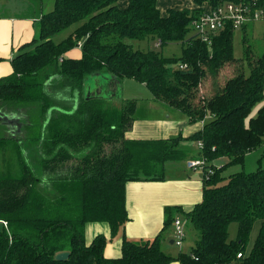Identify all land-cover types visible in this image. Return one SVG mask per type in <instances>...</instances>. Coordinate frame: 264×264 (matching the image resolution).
Returning <instances> with one entry per match:
<instances>
[{
	"label": "trees",
	"instance_id": "trees-1",
	"mask_svg": "<svg viewBox=\"0 0 264 264\" xmlns=\"http://www.w3.org/2000/svg\"><path fill=\"white\" fill-rule=\"evenodd\" d=\"M118 1L56 0L42 13L39 37L22 46L12 73L0 78V110L23 126L18 135L8 125L0 130L5 164L0 170V264H264V166L223 174L232 165H244L246 155L264 145V106L246 123L264 96V50L258 53L247 43L249 24L241 30L242 58L234 55L237 31L231 24L213 35L212 44L190 27L208 9L238 0H192L193 8H169L166 14L159 0H129L126 7ZM256 2L264 8V0ZM76 23L67 37L54 40ZM148 36L161 46L181 42V55L137 49L126 41ZM80 41L82 56H68ZM231 62L242 66L221 80ZM177 63L188 67L174 68ZM97 74L144 83L156 101L190 122L204 121L203 128L187 137L131 138L137 100L121 106L102 98L86 100V81ZM59 94H80V103L75 109L71 98L58 99ZM182 141L202 144V200L190 211L167 206L162 230L152 239L124 236L119 257L104 255L109 238L103 233L87 243L90 222L108 223L111 238L119 233L130 219L127 183L165 180L166 162L189 155ZM218 158L226 159L219 167L213 163ZM176 214L192 222L200 237L189 252L171 255L163 246ZM256 220H261L260 230L245 254ZM234 221L238 237L229 239ZM65 251L67 259L56 258Z\"/></svg>",
	"mask_w": 264,
	"mask_h": 264
},
{
	"label": "crops",
	"instance_id": "crops-1",
	"mask_svg": "<svg viewBox=\"0 0 264 264\" xmlns=\"http://www.w3.org/2000/svg\"><path fill=\"white\" fill-rule=\"evenodd\" d=\"M55 1L56 0H26L22 5L27 7L31 5H34L35 7L37 6L41 13H38L35 18L39 21L43 13L42 8L44 5H55ZM128 3L129 0L118 1L120 7H126ZM194 6L193 3L189 8H193ZM167 9L169 8L166 7L165 11L161 10L162 14H166ZM247 30H250L249 27ZM35 32L36 30L33 28L32 17H30L29 14H23L21 17L18 15H7L0 11V78L12 73L13 58L19 53L25 43L32 41L31 38L35 36ZM78 48H81V46ZM72 52V50L69 51L67 55L71 57L82 56V51L79 55H75ZM104 76L109 77L110 75ZM111 80L113 83L109 87L102 88L108 89L107 93L108 91H113L116 84L120 86L115 78L114 80ZM86 89H88V86ZM110 98H114V96H111ZM149 99L155 103V108L157 107L162 111V114L158 117L148 116L140 118L137 117L136 110V120L131 131L132 133L130 132L131 138L165 139L177 136L180 133L184 137H187L203 128L204 121L195 123L190 122L185 114L168 107L162 102L156 101L152 95ZM18 124L20 125L21 123L18 122ZM133 133H135V135H133ZM191 145L192 144H189L188 141H182L181 147L188 150L189 155L185 158L167 161L169 167L173 169L178 168V170H180V173H177L176 177L167 178L165 175V180H142L130 181L127 183L126 196L130 219L115 237H110L111 231L108 223L90 222L86 224L85 228L86 242L90 243L96 235L103 233L109 238L104 249V255L106 257H119L122 254V242L124 236L133 240L152 239L162 230L165 220V209L167 206H180L185 211L193 209V207L203 198L204 175L201 180L199 177L194 178L193 175H187L186 173L187 170L193 169L189 166V162L200 159V145L198 144L199 152L198 155L195 153V157H193L190 152ZM192 146L194 147V145ZM182 159H186V161L184 163L176 162L177 160ZM216 165L218 167L221 166L220 164ZM176 215L183 216L182 214ZM103 223H106V225ZM172 231L173 226L170 230L171 233L168 235L169 240L166 241L169 245H172ZM166 243H164L163 246L165 250L169 249ZM170 264L181 263L173 261Z\"/></svg>",
	"mask_w": 264,
	"mask_h": 264
},
{
	"label": "rangeland",
	"instance_id": "rangeland-1",
	"mask_svg": "<svg viewBox=\"0 0 264 264\" xmlns=\"http://www.w3.org/2000/svg\"><path fill=\"white\" fill-rule=\"evenodd\" d=\"M26 0H0V11L7 14V15H18L21 16L23 14H29L30 17H32V23H33V28H35V36H33L31 39L33 40L34 37L38 38L39 37V21L36 20V15L38 13H41L40 9L34 5H31L29 7L23 6L22 3L25 2ZM53 3V2H51ZM193 5L192 0H159V6L160 9L165 11V8H171V7H191ZM54 4L52 6H48L47 4L44 5L42 8L43 13L48 12L54 8ZM255 23V24H254ZM253 25H249V34H248V44H251L252 47H254L255 50L258 51V53H261L264 50V21L259 20L254 22ZM80 23H76L69 28L63 30L59 34L54 36L55 41H60L67 37L76 27H78ZM128 43H130L134 48L141 49V50H149V49H154L157 51H160L163 55L165 56H180L182 52V43L181 42H171L167 45L164 46H157V38L153 36H148L143 39H127L126 40ZM81 42V41H80ZM79 42V43H80ZM79 46L75 47L72 49V53L75 55H79L82 51L81 48H78ZM234 55L236 58H242L244 57V52H245V44L243 43V33L242 31H238L235 33L234 37ZM255 56V55H253ZM179 63L173 65L174 68L178 67ZM239 66H242V62H231L227 63L221 74V80H224L226 77L230 75H235L238 72ZM106 80H108L106 78ZM51 81V80H50ZM50 81H48L50 84ZM49 90H50V86ZM120 90L117 93V96L114 98L106 97V103L110 105H115V106H121L127 99H136L137 102V117L140 118H145V117H158L162 114V111L159 110L157 107L155 108V103L152 102L149 97L151 96L150 91L147 89L146 85L144 83H141L133 78H124L120 81ZM108 90V89H106ZM109 92V91H108ZM77 97L72 98L70 94L68 95H58V99H70L71 98V104L74 101V108L76 109L77 106L80 103V94L79 96L76 95ZM85 97V93H84ZM60 102V100H59ZM264 106V96L263 99L258 102L253 108L250 113V117L246 119V123H248L249 118L257 115L258 110L260 107ZM54 109H51L49 111L48 115H51ZM160 113V114H158ZM6 113L4 111L0 110V130H3V127L5 125L12 126L14 132L16 135L22 133V124H18V122L21 121L19 118L12 119L11 117L8 116V118H5ZM16 117V116H15ZM207 120H209V116L207 117ZM132 133V132H131ZM0 131V135H1ZM135 135V133H133ZM14 142H12L13 144ZM189 144L194 145V147L191 145L190 146V152L193 157L198 155L199 152V145L197 142H191L188 141ZM184 145V144H182ZM196 153V155H195ZM1 160V159H0ZM15 160H12V163ZM186 159L182 160H177L176 162H182L184 163ZM226 159L225 158H218L213 161L214 164H222L225 163ZM205 163V162H204ZM168 162L166 163V169L164 171L165 175L167 178H172L176 177L177 173H180V170L178 168H171L169 167ZM177 164V163H175ZM204 164L201 166H196L195 168L191 170H187L186 173L193 175L194 178L199 177L202 180V177L204 175ZM260 165L264 166V145L257 149L256 151H253L249 154L246 155L244 165H232L228 167L223 174L228 176L231 173L237 172V171H245V172H252L258 169ZM5 164L0 161V170L3 169ZM16 166V165H15ZM17 167V166H16ZM106 225V223H103ZM261 226V220H256L254 222L253 228L251 230L249 239L245 245V254H249L254 246L255 240L258 236L259 230ZM169 233V232H168ZM171 233V232H170ZM169 233V234H170ZM200 237V232L198 229H196L193 225L192 222H188L186 225V238L184 240L183 245L177 246L175 243L172 245L167 244V247L169 249L165 250L168 254L171 255H177L180 250H184L189 252L192 248V246L195 245L196 241ZM238 237V222L234 221L231 223L229 227V239H236ZM179 262V261H176Z\"/></svg>",
	"mask_w": 264,
	"mask_h": 264
},
{
	"label": "built area",
	"instance_id": "built-area-1",
	"mask_svg": "<svg viewBox=\"0 0 264 264\" xmlns=\"http://www.w3.org/2000/svg\"><path fill=\"white\" fill-rule=\"evenodd\" d=\"M259 20L264 21V8L257 5L256 0H238L237 2H226L215 9H208L205 14L192 20L191 29L202 41L212 44V37L223 31L227 25H232L235 31H241L244 26ZM80 42L78 46H81ZM160 45V42L156 44ZM179 68L188 67L186 63H179ZM200 147L202 144L198 143ZM203 159L192 160L189 166L194 168L204 164ZM187 219L176 215L173 222L172 239L177 246H182L186 238ZM242 254L239 253L238 257Z\"/></svg>",
	"mask_w": 264,
	"mask_h": 264
},
{
	"label": "water",
	"instance_id": "water-1",
	"mask_svg": "<svg viewBox=\"0 0 264 264\" xmlns=\"http://www.w3.org/2000/svg\"><path fill=\"white\" fill-rule=\"evenodd\" d=\"M98 78H96V77ZM106 78L108 80H106ZM113 79L114 80V77L112 76H109V77H106L104 75H93V76H90L87 81H86V84H85V98L86 100H90V99H93V98H105V97H111V96H114L116 97L117 96V93L119 92L120 88L118 84L115 85L113 91L111 92H108L107 93V90L106 89H102V88H107L109 87L113 81L111 80ZM117 82L120 84V81L117 80ZM88 86V89H86ZM97 88V89H96ZM6 117L5 118H8L11 117L12 119H15V115H8L6 114L5 115ZM171 243L173 244V239L171 240ZM70 253L65 251V252H61L59 254L56 255V258L59 259V260H65L69 257Z\"/></svg>",
	"mask_w": 264,
	"mask_h": 264
}]
</instances>
